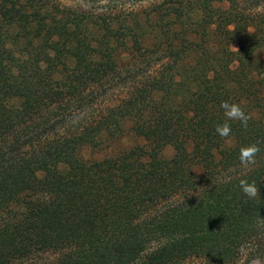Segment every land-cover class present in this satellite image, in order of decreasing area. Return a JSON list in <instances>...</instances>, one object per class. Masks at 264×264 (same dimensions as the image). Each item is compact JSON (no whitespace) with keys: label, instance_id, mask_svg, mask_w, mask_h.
I'll return each mask as SVG.
<instances>
[{"label":"trees","instance_id":"obj_1","mask_svg":"<svg viewBox=\"0 0 264 264\" xmlns=\"http://www.w3.org/2000/svg\"><path fill=\"white\" fill-rule=\"evenodd\" d=\"M123 12L0 0V264H240L260 232L264 0Z\"/></svg>","mask_w":264,"mask_h":264},{"label":"rangeland","instance_id":"obj_2","mask_svg":"<svg viewBox=\"0 0 264 264\" xmlns=\"http://www.w3.org/2000/svg\"><path fill=\"white\" fill-rule=\"evenodd\" d=\"M61 3L63 6H67L73 9H82L85 11L99 14L102 12H108L112 14L117 11H136L142 9L148 3L154 0H54ZM124 13V12H123ZM143 141L134 137L132 134H127L122 138L112 141V152L132 147L136 144H142ZM107 150L94 154L97 158L101 157ZM164 154L170 157L173 154V148L167 146L164 149ZM150 173V171H146ZM259 234L252 239L248 244L242 247L240 252V264H264V221L260 226ZM183 264H205L203 260L189 259Z\"/></svg>","mask_w":264,"mask_h":264},{"label":"clouds","instance_id":"obj_3","mask_svg":"<svg viewBox=\"0 0 264 264\" xmlns=\"http://www.w3.org/2000/svg\"><path fill=\"white\" fill-rule=\"evenodd\" d=\"M220 108L223 110L224 117L228 121H238L243 128L248 127V121L251 117L245 113L243 108L235 102L222 101ZM216 133L226 140L228 144H231V133L232 129L229 123L225 122L222 124H217L215 127ZM260 148L257 144L253 143L246 146H241L239 149L238 159L242 166L249 167L256 163V158ZM239 186L241 191L249 198L254 199L260 196L259 188L256 186L255 182H249L246 179H241L239 181Z\"/></svg>","mask_w":264,"mask_h":264}]
</instances>
